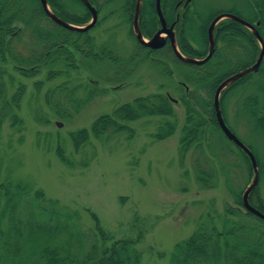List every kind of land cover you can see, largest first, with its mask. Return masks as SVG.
<instances>
[{"label":"rangeland","instance_id":"rangeland-1","mask_svg":"<svg viewBox=\"0 0 264 264\" xmlns=\"http://www.w3.org/2000/svg\"><path fill=\"white\" fill-rule=\"evenodd\" d=\"M64 1L79 10L74 1ZM96 1L93 7L101 8L87 35L97 50H112L118 57L116 64L76 55V69L59 63L54 67L62 71L61 75L47 81L46 67L36 77L26 79L14 71L11 60H0L5 98H11L19 83L25 86L17 111L21 124L13 126L7 119L0 127V183L9 180L26 184L28 197L36 190L43 191L45 198L58 202L59 208L74 211L86 230L93 229L90 214L95 213L111 237L110 242L137 240L140 264H168L175 244L200 227L216 226L221 230L225 224L234 228L245 224L264 229L263 223L245 216V209L236 203L237 194L242 200L253 176L241 165L240 151L222 132L208 127L199 150L193 146L184 156L180 154L185 111L178 100L189 69L174 65L171 58L169 62L165 60V71L150 58L137 65L131 63L129 58L137 53L138 43L123 1ZM234 2L239 1L194 0L188 11L201 13L205 19L211 12L233 7ZM183 11L180 7L179 16ZM235 66L233 61L230 67ZM120 69L125 73L115 75ZM38 81L43 83L39 90L35 88ZM91 90L98 94L89 98ZM252 92V86L246 90L238 86L229 93L224 106L225 124L264 164V135L254 133L253 122L241 106ZM156 93L168 94L177 101L173 117H144L127 123L130 134H106L100 138L91 135L85 145L77 150L73 147L71 132L89 130L100 115L111 114L136 97ZM56 108L69 116L60 117ZM167 120L175 122V132L165 140H156L153 134ZM57 147L62 149L67 163L58 158ZM198 167L214 169L215 187L202 188L198 184ZM259 179V194L264 200L263 175ZM228 207L238 209L244 216L228 213ZM1 209L0 199V212ZM0 228H7L5 218L0 219Z\"/></svg>","mask_w":264,"mask_h":264},{"label":"trees","instance_id":"trees-1","mask_svg":"<svg viewBox=\"0 0 264 264\" xmlns=\"http://www.w3.org/2000/svg\"><path fill=\"white\" fill-rule=\"evenodd\" d=\"M72 1L78 11L67 6L64 0H46V3L50 11L63 21L75 26L86 25L91 19L88 9L80 0ZM88 1L92 6L97 2ZM115 1L118 0H105L103 4ZM121 1L128 20L132 21L137 0ZM178 1L180 0H161V10L167 25L175 22L176 43L183 56L196 59L206 56L207 28L220 13L232 14L253 25L259 22L256 28L264 41V0H238L233 7L211 12L205 19L198 12L189 14L192 0L176 21L178 9L175 6ZM100 8L101 5L95 7L97 12ZM159 26L155 0H141L139 29L142 35L145 38L152 37ZM131 35L133 36L132 30ZM213 37L214 53L202 65L188 64L177 59L168 42L159 49H151L138 43L137 53L129 58L135 65L150 58L158 62L164 71L167 70L165 60L168 59L169 62L171 58L174 65L189 69V73L184 76L186 85H181L183 88L178 100L185 111L179 139L182 156L193 146L198 150L201 148V141L208 127H215L222 132L213 108L214 92L223 80L254 64L260 51L250 30L231 19L220 21L213 30ZM76 55L92 61L107 59L112 64L118 62V57L112 50H97L87 31L74 32L52 22L39 0H0V60H11L13 69L19 76L31 79L46 67V80L51 81L62 73L54 67L57 64L62 63L68 69L77 68ZM233 61L236 66L230 67ZM118 72L125 73L120 69L115 71V75ZM2 75L0 72V127L7 119L13 126L20 125L22 120L17 111L25 86L19 83L8 100L5 98ZM42 84L41 81L36 82L35 88L39 90ZM238 86L244 90L250 86L254 88L255 92L247 94L241 106L253 122L254 133L264 135V58L256 72L235 80L221 92L219 106L224 122L225 99ZM96 91L91 90L88 97L98 94ZM104 92L100 90V93ZM46 101H49L48 94ZM176 102L168 94L161 93L136 97L115 108L111 114L100 115L89 130L82 128L71 132L73 147L79 149L88 142L91 135L100 138L106 134H130L132 130L127 123L144 117H173V104ZM62 111L65 110L56 108L60 117L69 116L66 111V114ZM175 129V122L167 120L153 136L156 140H165ZM237 149L243 159L241 165L245 166L250 177L253 176L248 156L238 147ZM250 151L256 159L259 178L261 175L264 177V164L254 151ZM56 152L58 158L67 163L60 147H57ZM259 178L248 201L253 208L264 214V200L258 189ZM196 180L202 188H213L217 184L216 173L210 167H198ZM28 196L29 188L26 184L9 180L0 183V219L5 218L7 221L5 231L0 228V264H140L141 253L135 248L137 240L129 238L110 242L111 237L103 230L95 213L90 214L93 229L86 230L78 222L74 211L59 208L58 202L45 198L43 191L36 190L31 197ZM236 203L243 207L241 194H237ZM227 212L241 215L234 207H228ZM244 215L264 224L263 219L246 210ZM60 236L63 238L58 239ZM168 264H264V229L245 224L237 228L225 224L221 230L216 226L200 227L187 239L175 244Z\"/></svg>","mask_w":264,"mask_h":264},{"label":"water","instance_id":"water-1","mask_svg":"<svg viewBox=\"0 0 264 264\" xmlns=\"http://www.w3.org/2000/svg\"><path fill=\"white\" fill-rule=\"evenodd\" d=\"M39 1L42 5L46 15L48 16V18L52 22H54L55 24L59 25L60 27H63L65 29H68V30H71L74 32L82 33V32H86V31L90 30L96 24L98 12L95 9V7H93L90 4V2L88 0H80L83 3V5L88 9V11L91 15V19H90L89 23H87L84 26H75V25H72V24H69V23L63 21L62 19H60L59 17H57L56 15H54L50 11V9L46 3V0H39ZM191 1L192 0H185L184 6L188 5ZM140 5H141V0H137L133 19H132V26H133L132 28H133V32H134V35H135L137 42L140 45L149 47L151 49L162 48L165 45V43L168 42L169 45L171 46L173 52H174V55L177 57V59H179L180 61H182L184 63L194 64V65H202L212 57V55L214 53V49H215L213 30H214V27L216 26V24L222 19H231L233 21H236V22L242 24L244 27L249 29L250 32L253 34V36L256 38V40L259 44V47H260V51H259L258 57H257L256 61L254 62V64H252L251 66L247 67L246 69L241 70V71L229 76L225 80H223L217 86V88L214 92L212 102H213V108L215 111L216 121H217V124H218L219 128L221 129L222 133L226 136V138L229 141H231L236 147L241 149L248 156L250 163H251V167L253 170V179L242 194V206L246 209V211H248V212L254 214L255 216L259 217L260 219L264 220V214H262L261 212H259L255 208H253L249 204V201H248L249 194L257 186L258 178H259L256 159H255L253 153L250 151V149L248 147H246L237 138V136L227 127V125L225 124V122L223 120L221 110H220V106H219V100H220L221 92L226 87H228L232 82H234L235 80L242 78L243 76L247 75L248 73L256 72L258 70L259 66L261 65L262 61H263V58H264V41L262 40V38H261L260 34L258 33L257 28H256V26L259 24V22H257L256 25H253V24H251V23H249V22H247V21H245V20H243L237 16L229 14V13L218 14L211 21L210 25L207 28V38H208L207 54L202 59H196V58H189V57L183 56L180 53V51L178 50V48L176 46L175 35H174V30H173L175 22L170 24L169 26H167L166 21L164 19L162 11H161L160 0H155V11H156L159 23H160V28L152 35V37H150L149 39H145L143 37V35L139 29V25H138ZM58 126H60L59 123H58Z\"/></svg>","mask_w":264,"mask_h":264},{"label":"flooded vegetation","instance_id":"flooded-vegetation-1","mask_svg":"<svg viewBox=\"0 0 264 264\" xmlns=\"http://www.w3.org/2000/svg\"><path fill=\"white\" fill-rule=\"evenodd\" d=\"M179 3H180V4H179ZM186 6H187V5H186ZM186 6H184V0H180V1H178V2L176 3V6H175V7L179 10L180 7L185 8ZM178 18H179V13L176 14V19H175V20L177 21ZM172 23H173V22H172ZM172 23H171V24H172ZM169 25H170V24H169ZM169 25H167V26H169ZM174 27H175V25H174ZM158 29H159V28H158ZM158 29H157V30H158ZM174 32H175V31H174ZM166 43H167V42H166ZM166 43H165V45H166ZM165 45H164V46H165Z\"/></svg>","mask_w":264,"mask_h":264}]
</instances>
